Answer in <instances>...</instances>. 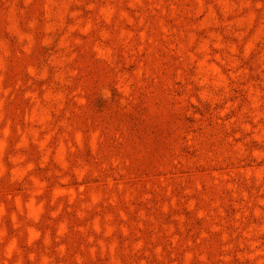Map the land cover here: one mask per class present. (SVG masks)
I'll list each match as a JSON object with an SVG mask.
<instances>
[{
	"label": "rangeland",
	"instance_id": "374dc122",
	"mask_svg": "<svg viewBox=\"0 0 264 264\" xmlns=\"http://www.w3.org/2000/svg\"><path fill=\"white\" fill-rule=\"evenodd\" d=\"M0 264H264V0H0Z\"/></svg>",
	"mask_w": 264,
	"mask_h": 264
}]
</instances>
